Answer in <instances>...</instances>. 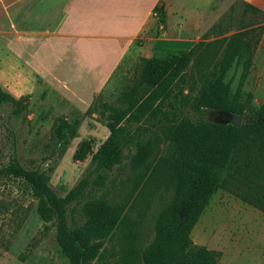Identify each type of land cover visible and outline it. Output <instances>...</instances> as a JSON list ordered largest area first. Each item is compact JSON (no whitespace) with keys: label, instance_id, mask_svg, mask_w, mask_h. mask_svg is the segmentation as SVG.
Here are the masks:
<instances>
[{"label":"rangeland","instance_id":"374dc122","mask_svg":"<svg viewBox=\"0 0 264 264\" xmlns=\"http://www.w3.org/2000/svg\"><path fill=\"white\" fill-rule=\"evenodd\" d=\"M183 6V14H170L166 20L167 40H172L170 47L165 43L169 49H161L149 40L144 50L130 51L88 106L72 105L39 79L21 83L19 79H10L8 73L0 75V90L16 100L24 98L26 104L25 111L17 117L10 104L0 105V167L17 160L27 169L44 173L49 186L59 197H64L91 170L92 155L109 135L106 115H101L95 105L120 106L121 95L135 83L147 60L168 58L175 50L194 51L181 91L183 99L167 100L170 106L165 101L161 105L162 115L156 120L147 113L139 123L129 124V142L123 148L121 163L105 173L101 187L91 188L81 199L67 206L69 228L85 222L92 200L99 198L121 204L137 193L139 179L145 178L151 167L170 152V131L180 117L188 114L190 99L198 93L204 78L220 74L219 65L228 55L229 39L250 23H258L257 17L249 21L242 17L241 9L233 8L208 30L203 37L205 42L193 47L195 34L205 28L201 30L199 18L210 20L221 10V5L214 0H202L201 5ZM17 22L21 27L24 18H18ZM176 24H180V28ZM158 27L160 25H156L151 35L153 40L160 37ZM211 35L220 36L221 40L209 43ZM2 61L0 52V70L5 67V72L19 71L17 66L4 65ZM244 69L242 61L234 63L222 81L228 84L230 97L237 96V101L245 107L243 118L248 122L256 109L264 108V94L255 85V73L244 80ZM58 118L70 124L76 122V135L67 144L60 143L54 136ZM205 118L214 122L217 112L208 111ZM142 157L144 162L139 163ZM170 196L171 193L163 190L152 195L139 228L136 245L139 250L152 241L155 219ZM42 201L35 199L22 181L0 176V264H68L55 241L54 220L46 221L41 214ZM190 238L192 246L216 252L217 264H264V215L225 191L213 194Z\"/></svg>","mask_w":264,"mask_h":264},{"label":"trees","instance_id":"16d2710c","mask_svg":"<svg viewBox=\"0 0 264 264\" xmlns=\"http://www.w3.org/2000/svg\"><path fill=\"white\" fill-rule=\"evenodd\" d=\"M153 13L163 23L162 1ZM243 37L240 32L229 39L220 74L204 78L200 90L190 99L188 114L180 117L170 131V152L139 179L137 193L124 203L94 199L81 226L71 229L67 224V206L91 188L101 187L105 173L121 163L123 148L129 142V124L139 123L147 113L156 120L165 101L169 105V99H183L181 91L193 49L147 60L135 83L121 95L120 106L95 105L101 115H106L109 135L92 155L91 170L64 197L49 186L44 173L27 169L17 160L0 167V176L22 181L35 199L43 200L41 214L46 221L54 220L55 241L68 264H217L216 252L192 246L190 238L213 194L225 191L264 214V108L256 109L239 128L205 118L208 111L244 114L245 107L237 96L230 97L229 86L222 81L234 63L242 61L245 68L249 67ZM24 100L0 90V105L10 104L16 117L26 109ZM75 135L76 122L56 119L57 141L67 144ZM160 190L171 196L155 219L152 241L139 250V228L152 195Z\"/></svg>","mask_w":264,"mask_h":264},{"label":"crops","instance_id":"0c3cea01","mask_svg":"<svg viewBox=\"0 0 264 264\" xmlns=\"http://www.w3.org/2000/svg\"><path fill=\"white\" fill-rule=\"evenodd\" d=\"M161 1L163 23L153 13ZM214 1L221 10L208 21L199 18L201 30L205 28L195 34L192 46L205 42L208 30L233 8L241 9L242 17L249 21L257 17V24L250 23L240 31L244 33L243 50L250 59L244 80L255 73V85L264 94V0ZM192 3L201 5L202 0H0L2 62L19 68L5 72L3 67L0 75L8 73L21 83L39 79L72 105L88 106L130 51L144 50L149 40L169 49L168 16L183 14L181 5ZM20 17L24 18L21 27ZM156 25H160V37L153 40ZM209 39L214 44L221 40L212 35Z\"/></svg>","mask_w":264,"mask_h":264},{"label":"water","instance_id":"95a60500","mask_svg":"<svg viewBox=\"0 0 264 264\" xmlns=\"http://www.w3.org/2000/svg\"><path fill=\"white\" fill-rule=\"evenodd\" d=\"M245 122L243 115H237L227 111H217V120L214 124L230 125L234 128H239Z\"/></svg>","mask_w":264,"mask_h":264}]
</instances>
